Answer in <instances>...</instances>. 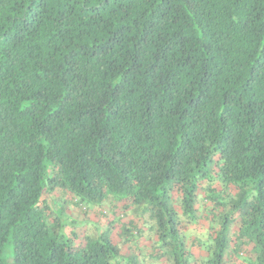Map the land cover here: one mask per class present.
Returning a JSON list of instances; mask_svg holds the SVG:
<instances>
[{"label":"trees","instance_id":"1","mask_svg":"<svg viewBox=\"0 0 264 264\" xmlns=\"http://www.w3.org/2000/svg\"><path fill=\"white\" fill-rule=\"evenodd\" d=\"M0 264H264V0H0Z\"/></svg>","mask_w":264,"mask_h":264},{"label":"rangeland","instance_id":"2","mask_svg":"<svg viewBox=\"0 0 264 264\" xmlns=\"http://www.w3.org/2000/svg\"><path fill=\"white\" fill-rule=\"evenodd\" d=\"M215 185H218L217 183H215ZM48 197V201L50 203V205L52 206V208L58 209L59 206H65V210H64V214L61 216L62 220L65 219L66 220H73L76 225H78V230H88L91 234L96 232V225H97V221L100 220L102 223H106V218L104 217H100L98 214H100L101 212V208H97L96 211H94L93 209H84L83 206L78 207L76 206L74 203L72 202H68L70 201L68 198V196L63 195L62 192H55V194L53 195V197ZM107 205V206H106ZM104 209H107L109 211V213L111 212V209L109 208L110 204H106V202H104L103 204ZM119 208V212H121L122 208L121 205L118 204V206H116ZM135 208L134 206L130 208L129 212H128V216L134 217L137 216V212L134 211ZM58 218V217H57ZM209 219H207L206 217H203L202 219H199L196 223L192 224L191 226V231L189 235V238H206V233H207V226L209 225ZM67 231H69L70 226L67 225L66 227ZM114 234V239L116 241H120V243H122V239L119 235H117L116 230L113 231ZM127 249V245L124 247V250Z\"/></svg>","mask_w":264,"mask_h":264}]
</instances>
